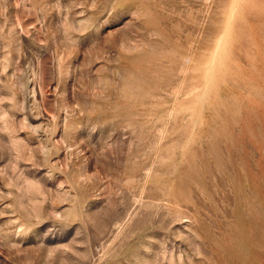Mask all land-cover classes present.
<instances>
[{
    "label": "rangeland",
    "instance_id": "rangeland-1",
    "mask_svg": "<svg viewBox=\"0 0 264 264\" xmlns=\"http://www.w3.org/2000/svg\"><path fill=\"white\" fill-rule=\"evenodd\" d=\"M0 264H264V0H0Z\"/></svg>",
    "mask_w": 264,
    "mask_h": 264
}]
</instances>
